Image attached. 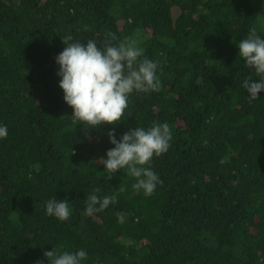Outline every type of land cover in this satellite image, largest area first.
Returning <instances> with one entry per match:
<instances>
[{"label": "trees", "instance_id": "obj_1", "mask_svg": "<svg viewBox=\"0 0 264 264\" xmlns=\"http://www.w3.org/2000/svg\"><path fill=\"white\" fill-rule=\"evenodd\" d=\"M253 28L264 36V0H0V264H48L61 245L84 264H264V91L247 99L258 77L237 47ZM67 34L135 41L160 62L159 90L131 94L115 126L119 139L169 123L151 195L106 172L112 125L72 118L55 61ZM97 189L117 201L82 216ZM53 196L69 219L47 215Z\"/></svg>", "mask_w": 264, "mask_h": 264}, {"label": "clouds", "instance_id": "obj_2", "mask_svg": "<svg viewBox=\"0 0 264 264\" xmlns=\"http://www.w3.org/2000/svg\"><path fill=\"white\" fill-rule=\"evenodd\" d=\"M62 39L66 47L55 61L59 66V87L63 90L65 102L73 109L72 118L89 128L112 125L109 140L114 147L107 151L106 157H101L106 172L113 174L123 170L127 176L136 178L132 185L135 191L151 195L163 181L146 165L154 156L168 151L173 138L169 123L153 121L148 128H130L119 139L115 126L125 117L131 94L159 90L160 62L145 56L142 47L127 39L103 44L92 38L77 40L71 34ZM237 47L245 67L252 69L258 77L243 79L242 86L249 94L246 97L249 101L259 100L258 94L264 91V36L256 29H250ZM8 134V126L0 123V139ZM98 192L99 189L86 196L82 216H92L117 201L115 194L101 196ZM45 205L47 215L59 220H67L72 215L71 202L67 198L58 200L53 196ZM117 215L118 220L123 222L124 216ZM43 255L48 264H84L88 259L86 249L70 251L63 245L53 247ZM37 264H44V260H39Z\"/></svg>", "mask_w": 264, "mask_h": 264}]
</instances>
